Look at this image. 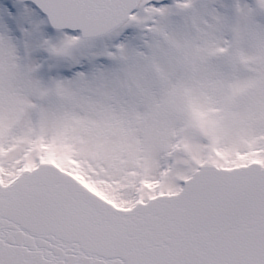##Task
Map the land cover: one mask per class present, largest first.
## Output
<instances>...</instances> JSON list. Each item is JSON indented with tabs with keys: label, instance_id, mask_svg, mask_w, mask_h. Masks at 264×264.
Returning <instances> with one entry per match:
<instances>
[{
	"label": "snow or ice",
	"instance_id": "snow-or-ice-1",
	"mask_svg": "<svg viewBox=\"0 0 264 264\" xmlns=\"http://www.w3.org/2000/svg\"><path fill=\"white\" fill-rule=\"evenodd\" d=\"M0 264H264V0H0Z\"/></svg>",
	"mask_w": 264,
	"mask_h": 264
}]
</instances>
